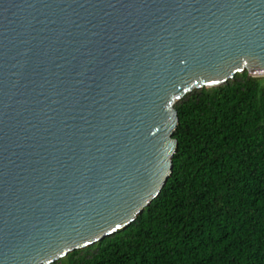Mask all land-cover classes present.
<instances>
[{
    "label": "water",
    "instance_id": "1",
    "mask_svg": "<svg viewBox=\"0 0 264 264\" xmlns=\"http://www.w3.org/2000/svg\"><path fill=\"white\" fill-rule=\"evenodd\" d=\"M264 75V0H0V264L125 229L173 171L175 104Z\"/></svg>",
    "mask_w": 264,
    "mask_h": 264
},
{
    "label": "trees",
    "instance_id": "2",
    "mask_svg": "<svg viewBox=\"0 0 264 264\" xmlns=\"http://www.w3.org/2000/svg\"><path fill=\"white\" fill-rule=\"evenodd\" d=\"M173 171L125 229L51 264H264V76L175 104Z\"/></svg>",
    "mask_w": 264,
    "mask_h": 264
},
{
    "label": "rangeland",
    "instance_id": "3",
    "mask_svg": "<svg viewBox=\"0 0 264 264\" xmlns=\"http://www.w3.org/2000/svg\"><path fill=\"white\" fill-rule=\"evenodd\" d=\"M264 76V75H263Z\"/></svg>",
    "mask_w": 264,
    "mask_h": 264
}]
</instances>
